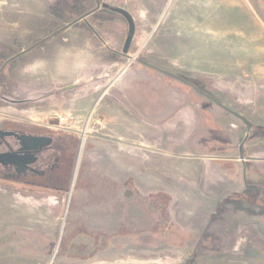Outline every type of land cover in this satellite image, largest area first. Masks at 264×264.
Instances as JSON below:
<instances>
[{
    "label": "rangeland",
    "instance_id": "rangeland-1",
    "mask_svg": "<svg viewBox=\"0 0 264 264\" xmlns=\"http://www.w3.org/2000/svg\"><path fill=\"white\" fill-rule=\"evenodd\" d=\"M117 11L135 33L116 74L169 73L189 88L158 78L200 111L135 132L104 93L113 69L40 81L38 64L86 21L121 54ZM7 122L70 134L79 157L64 193L0 184V264H264V0H0Z\"/></svg>",
    "mask_w": 264,
    "mask_h": 264
},
{
    "label": "flooded vegetation",
    "instance_id": "flooded-vegetation-1",
    "mask_svg": "<svg viewBox=\"0 0 264 264\" xmlns=\"http://www.w3.org/2000/svg\"><path fill=\"white\" fill-rule=\"evenodd\" d=\"M158 75L189 88L169 73L135 67L126 76L132 89L126 93L113 89L110 97L131 110L143 125L150 124L147 127L170 124L186 107H191L194 114L200 111L194 103L190 106L189 100L182 99V93L176 90L180 87L163 83ZM78 157V141L70 134L22 122L0 123V184L33 192L64 193L69 189L64 183L74 180Z\"/></svg>",
    "mask_w": 264,
    "mask_h": 264
},
{
    "label": "crops",
    "instance_id": "crops-1",
    "mask_svg": "<svg viewBox=\"0 0 264 264\" xmlns=\"http://www.w3.org/2000/svg\"><path fill=\"white\" fill-rule=\"evenodd\" d=\"M94 28L99 29L100 27H96L94 23H89L87 21L83 23L82 33L79 32L78 27H76L75 31L71 33L72 35L69 36L68 38L69 41H67V39L64 40V42L67 41V43L71 44L68 51L57 49V52H55L50 59L49 57H47L45 58L44 62L38 64L34 72L37 73L36 74L38 75L37 77H39L40 81L43 84L45 82H48V83H52L53 85L55 84L65 85L66 83L69 82L73 83L77 81L79 78H88V77L91 78V76L88 75V73H84L85 71L84 69L90 66L95 67L96 65L97 66L105 65L107 69H111V70L113 69V72L112 71L107 72L108 71L107 70L106 74H104L105 76L104 83L106 84V85L104 84L105 85L104 93L106 92L110 97V93L113 89L117 90V92L120 93H124V92L126 93L127 90L132 89V83L129 82L130 84H128L126 82L127 75L123 78V76L125 75L124 74L121 77H119V79L117 80L119 75H121L123 72H126L125 71L126 67L121 70L120 74L118 75L116 74L118 71L116 70L118 65H117V61L115 60L116 59L115 56L121 57L122 55L116 52V49L109 47L110 45L114 46L112 41H114L115 39H113L110 35H104V34L98 35L94 30ZM71 30L72 28H68L67 30H65V32H69ZM56 38H57L56 36L52 37V39L54 40ZM87 51L91 52L92 54L93 52H97V56L107 54V56H109L110 58L102 56V57H98V59H93L91 63H89L88 61H85L82 58L83 55L82 52L86 54ZM105 58H108V62L107 60L106 62H104ZM124 79L125 82L122 83ZM121 84L123 85V87L116 89ZM87 95H89V91ZM113 101L114 103H116L115 100ZM122 108L124 109V113L126 114L127 119H125L124 117V120H122L123 122L120 119L118 121L120 123L122 122V124L132 125L133 127H135L134 128L135 132L141 131L140 125L142 124V121L140 120V118H137L127 107L123 106ZM146 133H150V132H146ZM131 150L132 149L130 148L129 155L133 157L137 156L136 153H131L132 152ZM111 162L117 165L118 161L113 159L111 160ZM120 163L121 162H119L118 165Z\"/></svg>",
    "mask_w": 264,
    "mask_h": 264
},
{
    "label": "water",
    "instance_id": "water-1",
    "mask_svg": "<svg viewBox=\"0 0 264 264\" xmlns=\"http://www.w3.org/2000/svg\"><path fill=\"white\" fill-rule=\"evenodd\" d=\"M117 12L119 14H122L126 18L127 22L129 23L128 36L126 38V41H125V44H124V47H123V50H122V53H121L122 56H125L128 53V48H129L130 43L132 41L133 35L135 33V30H134V25L131 22V19L129 17H127V15L125 13H123L122 11H117ZM124 74H125V72H123L121 75H119L118 78H117V80L119 79V77H121Z\"/></svg>",
    "mask_w": 264,
    "mask_h": 264
},
{
    "label": "bare ground",
    "instance_id": "bare-ground-1",
    "mask_svg": "<svg viewBox=\"0 0 264 264\" xmlns=\"http://www.w3.org/2000/svg\"><path fill=\"white\" fill-rule=\"evenodd\" d=\"M218 3V2H217ZM200 33V32H199ZM191 34V33H190ZM193 37V36H192ZM203 37H204V35H203ZM186 40V39H185ZM204 41V40H203ZM187 43V42H186ZM202 45V44H201ZM85 134V133H84ZM84 140V136H83V138H82V141Z\"/></svg>",
    "mask_w": 264,
    "mask_h": 264
}]
</instances>
